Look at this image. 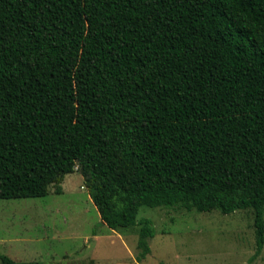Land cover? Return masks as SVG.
I'll list each match as a JSON object with an SVG mask.
<instances>
[{"label": "trees", "instance_id": "obj_1", "mask_svg": "<svg viewBox=\"0 0 264 264\" xmlns=\"http://www.w3.org/2000/svg\"><path fill=\"white\" fill-rule=\"evenodd\" d=\"M79 173L102 224L253 211L264 250V0H0V200ZM2 264L16 262L0 254Z\"/></svg>", "mask_w": 264, "mask_h": 264}, {"label": "rangeland", "instance_id": "obj_2", "mask_svg": "<svg viewBox=\"0 0 264 264\" xmlns=\"http://www.w3.org/2000/svg\"><path fill=\"white\" fill-rule=\"evenodd\" d=\"M62 188L60 195L51 187L46 197L0 200L1 255L41 264H139V227L103 225L81 174L67 175ZM144 218L156 235L140 264H264V250L249 262L256 252L253 211L143 208L138 220Z\"/></svg>", "mask_w": 264, "mask_h": 264}]
</instances>
